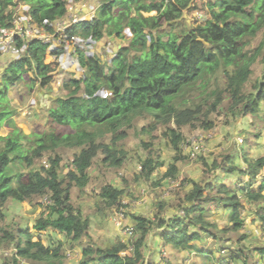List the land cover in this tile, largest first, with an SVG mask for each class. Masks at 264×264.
Wrapping results in <instances>:
<instances>
[{
  "label": "trees",
  "instance_id": "trees-1",
  "mask_svg": "<svg viewBox=\"0 0 264 264\" xmlns=\"http://www.w3.org/2000/svg\"><path fill=\"white\" fill-rule=\"evenodd\" d=\"M21 4H32L27 13L36 23L53 31L52 24L68 15L70 2L0 0V28L12 25ZM192 9L204 12L202 22H185L183 27H177L175 23L184 18L185 10ZM151 12L155 14L146 15ZM127 27L131 33L129 44L121 47L111 60L103 59L97 53L88 55L87 50L77 48L78 63L84 73L80 77L68 73L61 87L65 96L55 98L48 109L51 128L44 133H35L34 146L26 154H23L22 143L26 135L11 118L16 109L0 110V130L6 123L15 126L4 137L0 148V206L7 200L17 202L18 207L34 199L41 203L44 198L47 202L32 228L34 231L27 228L17 230L18 234L6 232V238L13 240L14 251L2 264H24L23 259L41 264H61L67 241L78 242L88 236L91 219L74 206L72 188L82 190L89 184V169L101 153L104 154L102 162L107 165L113 168L124 165L129 151L123 141L127 138V129L133 127L137 118H151L152 124L140 129L151 137L160 125L167 127L169 133H163L168 135L175 154L164 178H176L183 162L194 154L191 148V153L184 155L188 143L184 142L182 126L213 128L216 122L210 120V115L223 103L226 93L231 97L228 110L233 118L259 114L263 110L264 70L246 90L261 47L250 52L246 46L247 37L255 36L264 28V0H208L201 8L194 0H99L96 15L74 23L67 29V34L71 39L94 43L102 41L106 35L125 39ZM165 29L168 30L166 37L161 35ZM24 44L21 38L16 39L17 48L23 52L12 57L0 74L7 95L12 87L21 83H26L29 93L39 85L52 88L55 77L50 73L58 64L45 62L49 45L37 39L26 46ZM64 52L60 48L53 54L58 58ZM30 70L34 76L26 78ZM219 71L226 79L225 87L208 90ZM102 90L107 94L101 95ZM106 137L110 142H106ZM141 142L148 154L145 159L140 158V174L150 179L165 162L154 156L153 141ZM60 147L80 148L68 163L70 169L65 177L61 175L62 156L56 152ZM48 151L56 153L49 157L47 166L30 168L27 172L22 170V166H32ZM245 156L246 169L232 164L229 157H226V167L222 168L227 174L249 175L248 183L242 181L244 185L237 192L221 179L203 183L186 178L181 186L186 183L191 186L179 205L182 216L179 214L169 219L159 214L154 217L131 214L133 233L130 238L107 247L88 246L83 250L82 264H146L144 248L155 228L163 229L160 238L172 249L196 250L214 264V257L219 253L202 251L200 245L206 244L209 238L219 242L222 238L220 232L242 234L246 228L244 200L253 203L264 199V176L253 189L255 181H259L264 172V156L256 159ZM198 159L209 170L220 167L216 161L209 165L204 155H199ZM124 191L106 183L100 194L105 205L111 207L122 205L120 199ZM212 202H217L218 208L222 205L228 209L229 224L226 227L220 229L218 223L206 215L211 207L205 205ZM164 204L159 205L161 210ZM3 215L0 209V218ZM256 220L264 226V207ZM44 233L55 238L46 243ZM57 234L64 237H56ZM34 235L38 236L37 240ZM246 238L248 234H242L239 242ZM249 247L241 244L228 248L232 264H262L264 247L254 250ZM129 249L133 252L124 254Z\"/></svg>",
  "mask_w": 264,
  "mask_h": 264
},
{
  "label": "rangeland",
  "instance_id": "rangeland-1",
  "mask_svg": "<svg viewBox=\"0 0 264 264\" xmlns=\"http://www.w3.org/2000/svg\"><path fill=\"white\" fill-rule=\"evenodd\" d=\"M194 1L195 5L201 8L208 0ZM31 5L32 4H21L19 8L18 6L17 8L23 12L31 7ZM98 6L99 0H80L76 3V7L79 10H83L87 7L83 12L85 15L95 14ZM70 13H72V11ZM154 14L155 12H151L146 15ZM204 17V12L199 9L185 10L184 18L175 23V25L177 27H183L185 22L189 24H199ZM166 30L167 29H165L164 32L160 31L162 33L161 35L164 37L168 35L166 34L168 30ZM125 35V39L119 38L116 35H106L103 37L102 41L94 43L83 42L81 39L78 48H83L94 54L97 53L103 59L111 60L121 47L129 44L131 33L128 27L125 30ZM247 39V50L255 52L258 47H261V50L253 65V74L250 81L246 84V90L250 89L252 83L262 76L264 70V28L255 36H249ZM18 56L20 55H17V57ZM66 58L70 59L71 56ZM5 61L0 64L3 68L12 61V58H10L9 61ZM60 61L61 66H63L62 70L58 65L57 69L53 72V74H58L56 77L57 80L55 78L56 86L53 87V91L51 92H47L45 89L44 93L47 96L45 99H42L43 102H45L47 98L50 100V98L55 99L60 95L65 96V92L59 87V83L66 79L68 73L75 72L77 75H82V67L73 68L69 66L70 69H67L66 66L69 62L64 60ZM45 62L47 64L55 63L50 54L46 55ZM1 75L0 110H12L14 108L12 102L14 105L19 106V110L17 111L16 109L12 116L14 122L17 124L16 127L20 128L26 135V137L22 139L24 147L23 154H26V151L34 146L33 140L36 137L35 133H44L51 128V124L48 120V109L53 105L54 99L49 101L48 105L40 107L39 112H35L36 109L34 106H32V108L28 107L31 103L37 104L38 99H40L35 92L29 93L26 83H21L10 89L9 96V94L7 95L3 90L5 83L1 80ZM31 76H34L32 70L26 75V78H30ZM225 80L222 71L217 72L215 77L212 78L208 90L224 88ZM100 94L106 95L107 92L102 90ZM196 95H198V92ZM213 101L214 98L212 102ZM230 102L231 97L226 93L223 103L210 115V120L216 122L215 126L210 130L193 128L190 125L182 126L180 130L185 135L184 142L186 144L188 143V150H185L184 155L190 154L191 152L189 151H191V148L194 150V154H192L193 156L190 154V157L183 162L176 178H164L169 164L174 161L173 157L175 154L173 147L169 143L170 141H168V135L165 136L163 133L167 131V127L160 125L153 132V137H151L140 131L144 125L149 126L152 124L151 118L144 117L134 120L133 127L127 129V138L123 141V144L129 151L124 165L121 168H113L107 165L102 162L104 154L101 153L96 159L93 167L89 169V174L91 176L89 184L82 190L78 187L72 188L71 195L74 206L81 209L84 216L90 217L91 224L88 236H84V238L78 242L67 241L64 251L65 258L61 264H82V260L84 259L83 250L88 246L107 247L112 243L122 240V236H120L119 233L125 235L124 227L129 226L128 219H132L131 214L148 217H154L159 214L169 219L177 217L179 214L182 216L183 212H181L179 205L183 203V198L187 193V189L191 186H187L188 183H186L185 186H181L182 181L186 178L190 177L196 181H202L203 183L211 181L214 178L221 179L225 185L232 189L234 188L236 192L244 185V180L247 184L250 179L248 174H245L243 177H241L238 172L227 174L222 168L226 167V157L232 159V164L237 165L241 169H246L247 162H244L245 155L251 159L264 156V107L259 114H249L247 116L233 118V115L228 110ZM14 127V125H4V130L0 132V148L4 144V137L8 135V132L11 130L10 128ZM174 127L176 126L174 125ZM66 129L69 128L66 127ZM167 133H169V131H167ZM105 140L106 142H110L109 137H106ZM142 140L147 143L153 141V148L155 149L154 156H156V159L165 162L162 167L154 172L153 177L150 179H146L140 174L142 171L140 158L145 159L148 154V150L142 145ZM79 150L80 148L67 147H60L56 150L63 159L61 162V175L63 177L66 176L70 169L68 163H71L74 154ZM56 152L48 151L42 158L36 159L32 166L24 165L21 168L24 172H27L30 168L41 169L45 161L49 162V157L53 156ZM199 155H204L209 165H212V163L216 161L219 163L220 167L209 170V167L198 159ZM263 176L264 172L261 174L259 181H255L253 189L257 188ZM106 183H112L125 190L120 199L123 206L116 204L107 207L105 205L104 198L101 196L100 192L102 186ZM46 203L44 198L41 200V203L38 199H34L33 201H25L21 207H18L17 202L7 200L3 206H0V209L4 213L0 218V264H2L4 259L10 256L14 251V245L12 244L13 240L6 238V232L12 231L18 234L17 230L27 228L34 231L32 228L36 220L41 216ZM163 203H165L164 208L161 210L159 205ZM244 204L246 205L243 211L246 216V228L242 234H248V238L240 243L239 239L241 238V233L232 231H228L227 233L220 232L219 235L222 238L219 242L214 238H209L206 244L203 243L200 245L202 251L210 252L213 250V253H219V255L214 257V264H219L221 262L224 264H232L230 254L227 253L230 247H239L241 244L250 245L249 248L253 250L256 247H264V226L261 225L259 220H256L261 208L263 209L264 207V199L253 203L245 199ZM121 206L125 209V218L120 221L116 218L118 217L117 214ZM207 206L211 207V209L206 215L214 222H217L220 229L226 227V224H229L227 208H223L222 205L221 208L216 207L217 202L208 203L205 207ZM116 221L119 224H117ZM116 229H118V233ZM162 230L158 228L152 229V232H150L148 236L144 248L146 264H210L209 258L206 259L205 255H201L200 252L196 250L177 251L163 241L160 244L159 241H157V237L159 236L158 233H161ZM57 235L56 237H64L60 234ZM125 237H127V239L130 238V236L127 235ZM33 238L37 240L38 236L34 235ZM54 238H51L50 234H43V239L46 243L53 241ZM133 238L135 237L132 236V239ZM216 248H218V250ZM132 252L133 250L129 249L125 251L124 254H130ZM157 258H159L160 261ZM21 261L24 264H41L39 262H27L25 259ZM262 264H264V262Z\"/></svg>",
  "mask_w": 264,
  "mask_h": 264
},
{
  "label": "built area",
  "instance_id": "built-area-1",
  "mask_svg": "<svg viewBox=\"0 0 264 264\" xmlns=\"http://www.w3.org/2000/svg\"><path fill=\"white\" fill-rule=\"evenodd\" d=\"M69 2L70 5H69L68 15L62 19L56 20L52 24L53 31H50L47 28V26L40 25L34 21L32 15L27 13L30 7L23 12L18 10L16 15L14 16L12 25L10 27L0 28V50L2 51V53L10 54L13 57L14 56L17 57V55H20L23 52V49L19 50L16 46L17 38H21L25 42L24 44L25 46L27 45L28 42L37 39L49 45L50 55L53 57V59H57L58 62L60 60L69 62V64L66 66L67 69H70L71 66L73 68L80 67L78 63L76 51L77 48L79 47V43L81 39L79 38L71 39L67 34V29L71 27L74 23L79 22L80 20L92 19L94 13L90 15H85V13L83 12L87 7L84 8L83 10H79L76 7L77 2L75 0H70ZM71 11L72 13H70ZM82 40L83 42H88L87 40L84 39ZM60 48H63L65 52L62 53L58 58H56V56L52 53L54 50ZM88 54L93 55L94 53L89 52ZM68 56L69 57L71 56V58L67 59L66 57ZM59 68L61 69L63 68V66H61V61L59 63ZM82 71H83L82 72L83 75L84 70L82 69ZM74 76L80 77V75H77V73L75 72H74ZM117 215L118 217L116 219L120 221L123 220L125 218V209L121 207ZM117 224L119 223L117 222ZM124 228H125L124 233L128 236H131L133 233V228L132 227H124Z\"/></svg>",
  "mask_w": 264,
  "mask_h": 264
},
{
  "label": "crops",
  "instance_id": "crops-1",
  "mask_svg": "<svg viewBox=\"0 0 264 264\" xmlns=\"http://www.w3.org/2000/svg\"><path fill=\"white\" fill-rule=\"evenodd\" d=\"M13 56H11L10 54H4V53H2V51L0 50V64L2 63V62H4L5 60L7 61H9V59L10 58H12ZM6 58V59H5ZM5 61V62H6ZM2 66L0 65V74L3 72V70H4V68L2 67ZM6 67V66H5ZM37 91H36V95L40 98V99H38V101H37V104H36V106H34V108L37 110V112L38 111H40L39 109H40V107H44V106H46V105H48V102L49 101H51V98H50V100L47 98L46 99V101L45 102H43L42 101V99H45L46 98V94L44 93V91L45 90H43V89H40L38 86H37V89H36ZM47 92H49L48 90H46ZM9 96H10V94H9ZM52 97V96H51ZM19 103V102H18ZM27 103V102H26ZM30 103V102H29ZM20 104V103H19ZM12 106L14 107L13 109L15 110V109H17V111L19 110V106H16V105H14V103L12 102ZM26 106V105H25ZM28 107L29 108H32V106H30V105H28ZM11 118H13V116H11ZM13 120H14V118H13ZM5 125V124H4ZM4 125H3V127L1 128V130H0V132L1 131H3L4 130ZM6 125H8V126H11V124H7L6 123ZM15 125L17 126V124H16V122H15ZM18 128V127H17ZM11 130H10V132H8V135L11 133V131L13 130V128H10ZM20 129V128H19ZM25 134V133H24ZM7 136V135H6ZM5 136V137H6ZM128 224H129V226H131V224H132V220L131 219H128ZM117 231V233H118V229H116ZM152 232V231H151ZM158 233V232H157ZM120 234V236H122L121 237V239L122 240H127V237H125L126 236V234L125 235H123L122 233H119ZM122 234V235H121ZM159 234V236L157 237L158 239H157V241H159V243L161 244V242H162V240H161V238H160V233H158ZM158 234H156V235H158ZM113 244V243H112ZM111 244V245H112ZM157 259H159V258H157ZM207 259V258H206ZM159 261H160V259H159ZM172 262H173V260H172Z\"/></svg>",
  "mask_w": 264,
  "mask_h": 264
},
{
  "label": "clouds",
  "instance_id": "clouds-1",
  "mask_svg": "<svg viewBox=\"0 0 264 264\" xmlns=\"http://www.w3.org/2000/svg\"><path fill=\"white\" fill-rule=\"evenodd\" d=\"M95 15H96V13L94 14V16H95ZM94 16H93V17H94ZM86 53L88 54L89 52L87 51ZM47 54H50L49 49H48V53H47ZM52 54H53V53H52ZM88 55H89V54H88ZM51 57H52V56H51ZM52 59H53V57H52ZM53 61H55V63L59 65V62H58L57 59H53ZM57 67H58V66H57ZM57 67H56V69H57ZM80 67H81V66H80ZM56 69H55V70H56ZM60 69H61V68H60ZM55 70H54V71H55ZM61 70H62V69H61ZM54 71H52L50 74L53 75V76L56 78V77L58 76V74H57V73H56V74H53ZM59 71H60V70H59ZM72 74L74 75V73H72ZM67 77H68V74H67ZM67 77H66V78H67ZM55 78H54V80H53V82H52V88H49V90H48V88H42L40 85H39L38 87H39L40 89H43V90L46 89V90H48L49 92L53 91L52 89H53L54 86H56L55 81L57 80V78H56V80H55ZM64 80H65V79H64ZM60 81H61V80H60ZM62 83H63V82H60V83H59V84H60V85H59L60 88L62 87ZM36 89H37V88H36ZM36 89H35V91H34L35 93H36V91H37ZM55 89H56V88H55ZM34 92H33V93H34ZM52 99H54V98H52ZM52 99H51V100H52ZM35 104H36V103H33V104L31 103L30 106H35ZM38 112H39V111H38ZM48 164H49V162H48V161H45L44 165L47 166ZM127 227H131V226H127Z\"/></svg>",
  "mask_w": 264,
  "mask_h": 264
},
{
  "label": "water",
  "instance_id": "water-1",
  "mask_svg": "<svg viewBox=\"0 0 264 264\" xmlns=\"http://www.w3.org/2000/svg\"><path fill=\"white\" fill-rule=\"evenodd\" d=\"M144 53H146V52H144Z\"/></svg>",
  "mask_w": 264,
  "mask_h": 264
}]
</instances>
